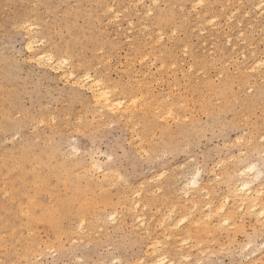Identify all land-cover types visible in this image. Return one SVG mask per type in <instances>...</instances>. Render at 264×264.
<instances>
[{
	"label": "rangeland",
	"instance_id": "obj_1",
	"mask_svg": "<svg viewBox=\"0 0 264 264\" xmlns=\"http://www.w3.org/2000/svg\"><path fill=\"white\" fill-rule=\"evenodd\" d=\"M148 1L0 0V264H152L151 238L163 264H264V215L229 198L254 165L245 179L253 212L264 208V1ZM21 22L42 39L33 52L52 49L68 64L39 65ZM70 69L102 78L113 97L137 96L133 126L72 87ZM197 173L194 209L180 189L193 194ZM75 186L80 199L88 190L86 212L66 204ZM222 203L235 210L228 224L190 223ZM42 206L67 218L28 223ZM184 209L189 221L168 240L159 222Z\"/></svg>",
	"mask_w": 264,
	"mask_h": 264
},
{
	"label": "bare ground",
	"instance_id": "obj_2",
	"mask_svg": "<svg viewBox=\"0 0 264 264\" xmlns=\"http://www.w3.org/2000/svg\"><path fill=\"white\" fill-rule=\"evenodd\" d=\"M139 0H136V3L138 2ZM142 1H145V0H142ZM151 1V3L152 4H157L159 1L158 0H150ZM150 1H148L149 3H150ZM195 2H196V4H195V2H194V4H195V6H192L193 8L194 7H196V5L198 6L199 4L201 5V4H203L204 2H202L203 0H194ZM264 1V0H263ZM140 2H141V0H140ZM139 2V3H140ZM142 3V2H141ZM192 3V2H191ZM258 3H259V1H258ZM144 4H145V2H144ZM144 4H141V5H143L144 6ZM262 4V3H261ZM146 5V4H145ZM259 5V4H258ZM264 4H262V6H263ZM152 6H154V5H152ZM253 6V5H252ZM255 7H257V6H255ZM254 7V8H255ZM257 8H259V7H257ZM260 8H261V6H260ZM151 10V9H150ZM149 10V11H150ZM206 9L204 8V11H205ZM258 10V9H257ZM262 10V9H261ZM148 11V10H147ZM148 11V13H150V12H152V11H150L149 12ZM259 12V11H258ZM264 12V11H263ZM115 14V13H114ZM118 14H119V12H118ZM118 14H117V16H118ZM116 16V15H115ZM116 16V17H117ZM114 17V16H113ZM115 17V18H116ZM115 20V19H114ZM254 20V19H253ZM228 22V21H227ZM22 23V22H21ZM160 23V22H159ZM27 24V25H26ZM30 23H27V22H25V25H26V28H27V30H26V34H27V36H25L24 35V37H27V39H26V42H25V47H26V50L28 51V52H30V54L32 55V57H33V59H35L37 62H38V64L39 65H41V64H43V63H46V64H48L50 67H52L51 68V70H60V69H62L63 68V66H65V65H67L68 64V60H67V58H64V57H60V58H56V56L54 55V53L52 52V49L51 50H42V51H39V52H33V49H34V45L37 43H39V45H40V40H42V39H38V41L36 42V40H37V38H35V36L34 35H32V32H33V30H32V25L30 24ZM131 25H133L132 23H130ZM22 25L24 26V24L22 23ZM21 26V25H20ZM19 26V27H20ZM23 26L21 27V28H23ZM32 27V28H31ZM195 27V26H194ZM24 28H25V26H24ZM25 28V29H26ZM24 29V30H25ZM34 29V28H33ZM195 29H197V28H195ZM23 30V29H22ZM160 30V29H159ZM203 31V30H202ZM201 31V32H202ZM24 32V31H23ZM239 32V31H238ZM160 36V34L157 36V38ZM226 36V35H225ZM162 37V36H161ZM156 38V37H155ZM162 39V38H161ZM218 39V38H217ZM155 40H157V39H155ZM154 40V41H155ZM230 40V39H229ZM159 41H160V39H159ZM45 42V41H44ZM154 43V42H153ZM205 43V42H204ZM36 44V45H37ZM39 45H37V46H39ZM43 44L41 43V46H42ZM153 45V44H152ZM51 46V45H50ZM49 46V47H50ZM151 46V45H150ZM156 46V45H155ZM204 46V45H203ZM161 47H162V45H161ZM50 49V48H49ZM150 51H153V50H150ZM232 52V51H231ZM160 53V52H159ZM186 54V53H185ZM235 54V53H234ZM159 55V54H158ZM160 55H161V53H160ZM144 56V55H143ZM221 56H222V54H221ZM146 57H147V55H146ZM145 57V58H146ZM148 58V57H147ZM153 58V57H152ZM155 59V57L153 58V60ZM155 61V60H154ZM152 62V61H151ZM161 62V61H160ZM254 62V61H253ZM255 62H257V61H255ZM70 64H71V62H70ZM69 64V65H70ZM227 64V63H226ZM225 64V65H226ZM263 63H259V62H257L256 63V66L257 67H259L260 65H262ZM68 65V66H69ZM160 65H162V63L160 64ZM42 66V65H41ZM176 66V65H175ZM253 66V65H252ZM70 67V66H69ZM193 67V66H192ZM256 67V68H257ZM159 68H161L162 69V67H160L159 66ZM163 68H164V66H163ZM175 69H176V67H174ZM160 70V69H159ZM257 70V69H256ZM255 70V71H256ZM69 71V70H68ZM84 73V72H83ZM234 73V72H233ZM64 74V73H63ZM236 74V73H235ZM59 75V74H58ZM81 75V74H80ZM65 76H67L66 78H69V80H70V83H71V86L72 87H74L76 90H86V91H88V93L91 95V98H92V100L94 101L93 103L95 104V103H97V104H99L100 105V108L101 109H103L105 112H106V114L107 115H114V116H118V117H120V120H122L121 119V117H125V118H127L126 120H132L133 118H134V115H135V106L138 104V103H136L135 104V101L137 102V99H136V97L135 96H131V98H130V100H128V101H126V99L125 98H120V97H118V98H116V97H113V93H112V90H110L109 89V87H108V85H105V83L103 82V79L102 78H99V77H92V75H90L87 71H86V73L85 74H83V75H81V76H77L76 74H74V72L70 69V71L67 73V75L66 74H64V77ZM62 77V76H61ZM189 77V76H188ZM64 79V78H63ZM68 81V80H67ZM70 86V85H69ZM115 90V89H114ZM114 92H116V91H114ZM143 96V95H142ZM138 98V97H137ZM129 102H130V104H129ZM135 104V105H134ZM144 104V103H143ZM145 105V104H144ZM95 106H96V104H95ZM141 106V105H140ZM139 106V107H140ZM99 108V109H100ZM100 109V110H101ZM140 109V108H139ZM141 109H142V107H141ZM170 109V108H169ZM169 109H168V111H169ZM142 111V110H141ZM167 111V110H166ZM171 111V110H170ZM167 112L166 114H168V116H169V113H171V112ZM154 112V111H153ZM173 112V111H172ZM145 113V112H144ZM165 115V113L162 115V119H163V116ZM105 116V115H104ZM172 116V115H171ZM171 116H169V117H171ZM166 117H167V115H166ZM7 118V117H6ZM117 118V117H116ZM141 118H143V117H141ZM175 118V117H174ZM118 119V118H117ZM159 119H160V117H159ZM161 119V120H162ZM9 120V119H8ZM119 120V121H120ZM128 120V121H129ZM177 120V119H176ZM106 121V120H105ZM179 121V120H178ZM130 122H132V121H129V123ZM133 122H135V118H134V121ZM127 124V123H126ZM131 124V123H130ZM134 124V123H133ZM132 125V124H131ZM133 126V125H132ZM135 126V125H134ZM133 128V127H132ZM131 128V129H132ZM20 129V128H19ZM171 137V136H170ZM39 139V138H38ZM142 140V139H141ZM42 142H44V141H42ZM78 151V150H77ZM12 161V160H11ZM24 159H23V161H21V162H17L18 164H21V166H23L24 165ZM64 165V164H63ZM248 166L247 167H244L243 169H241L240 170V175H238V176H241L242 177V179L240 180V182H238L239 183V185L238 186H236V188H234V187H231V188H233V191L231 192V194H230V196H229V198H231L232 200V202L231 203H233V205H236L237 204V208H236V210H240V209H242L243 208V210L245 209V213H248V214H253L254 215V218L255 217H258V216H263L264 215V208L261 210V211H259V212H253V208H256L255 207V202H254V200H253V197L251 196V187H250V184H251V180H249V181H251V182H249V181H247V179L249 178V176H248V178L247 179H245V177L248 175V173L250 172V173H252L253 172V170L254 169H256L255 168V166L254 165H249V164H247ZM17 166V165H16ZM246 166V165H245ZM38 167V166H37ZM40 167H47V164H40ZM92 167H95L96 169H100L99 167L100 166H98V164H96V163H93V166ZM21 169H23L24 170V168L23 167H21ZM239 170V169H238ZM94 171H95V169H94ZM80 172V171H79ZM23 173H24V171H20L19 172V174H21V175H23ZM211 173V172H210ZM76 174H78V173H76ZM39 175V173H36L35 174V176L34 177H36V176H38ZM258 175V174H257ZM256 175V176H257ZM199 177H200V173H197V174H195L192 178H191V180L189 181V183L186 185V186H188V187H186V188H190V190H191V188L192 189H196L195 190V192L193 193V194H190V193H188V192H186L185 190H183V189H180L182 192L181 193H183V195H184V197H186V202L188 201V203H190V205L194 208V209H198V206H197V202H195L194 200H192L191 199V197H193V195L194 194H199V191L198 190H201L202 192H203V190L200 188V186H199V184H200V182H199ZM258 177V176H257ZM254 178H256L255 176H254ZM255 180V179H254ZM44 183V182H43ZM187 183V182H186ZM92 184V183H91ZM94 185V184H93ZM39 186V185H38ZM235 186V185H234ZM183 188V187H182ZM261 188V187H260ZM81 190H80V188L79 187H77V186H75V189H74V191H73V194L71 195V197L69 198V200H67L66 201V204L68 205V207H71L73 204H77L78 206H77V209L78 210H80V211H83V212H86V210L90 207V205L92 204V201H90L89 199H88V196H87V191L88 190H85V192H83V196H84V198H81L80 199V194H81V192H80ZM205 191V190H204ZM207 191V190H206ZM206 191H205V193H206ZM254 191V190H253ZM260 191H262V190H260ZM179 192V191H178ZM255 192H256V190L253 192L254 194H255ZM208 195V194H207ZM195 196V195H194ZM209 196V195H208ZM154 199V198H153ZM131 202V205H133V206H135L136 205V207H138L137 205L138 204H135L134 202H132V201H130ZM137 202V201H136ZM138 202H140V201H138ZM185 202V203H186ZM226 202V201H225ZM219 203H221V202H219ZM227 203V202H226ZM207 205V204H206ZM29 206L30 207H32V208H34V209H37V208H40L41 207V204H39V202L35 199V200H31V202H29ZM182 206V205H181ZM205 206V205H204ZM257 206V205H256ZM93 207H94V205H93ZM131 207V206H130ZM174 207V206H173ZM206 207V206H205ZM259 207V206H258ZM129 208V207H128ZM127 208V209H128ZM134 208V207H133ZM185 208V207H184ZM187 208V207H186ZM27 209V208H26ZM144 209V208H143ZM174 209H176L175 207H174ZM173 209V210H174ZM191 209V208H190ZM207 209H209L208 210V213H206V214H203V215H201V214H199V216H198V218H197V216L196 217H194L193 216V220L190 222L192 225L193 224H195V226H196V228L200 231L201 229V227H200V225L198 224V223H204L203 225H205L204 226V228H203V230L204 231H209V228H208V226H209V224L207 223V222H209V220L211 219V218H213V217H215V216H219L220 218H219V220H217L218 222L217 223H219V224H221V225H226V224H228V222L229 221H231L232 219H234V211L235 210H226V208H225V204L224 203H222V204H220L219 206H212L211 204H208V208ZM182 210V209H181ZM40 211H41V213L39 214V215H35L34 214V212L33 213H30V210H28L27 211V213H26V215H28V223H32V222H35V221H47V222H49V224L50 225H53V226H55V227H58L59 225H60V222L62 221V220H64V219H66L67 217L65 216V214H59V213H57V214H55L53 211H51V210H49V209H47V208H45L44 206H42V209H40ZM169 211V210H168ZM172 211V210H171ZM23 212H24V214H25V210H23ZM31 212H32V210H31ZM136 212V211H135ZM175 212V211H174ZM189 212V211H188ZM169 214H170V211L168 212ZM116 214V213H115ZM139 214V213H138ZM172 214H174L173 212H172ZM134 215V214H133ZM167 215V214H166ZM166 215H164V217H166ZM190 215H192V212H190V213H187V211L184 209V211H183V214L181 215V217L178 219L177 218V220L176 221H174V220H169V219H166V220H164V219H162L163 218V216H162V220L160 221V219H158L159 221V223H160V225H161V227L162 228H166V234H165V230L163 231L164 233L163 234H165V236L166 237H168L167 239L168 240H172V238H174L173 236H174V229L175 228H177L179 225H182L183 223H187L188 221H189V219H190ZM90 216V215H89ZM92 216V215H91ZM135 216V215H134ZM168 216H171V215H168ZM137 217V216H136ZM92 218V217H91ZM139 218V217H138ZM145 218V217H144ZM159 218V217H158ZM169 218V217H168ZM110 219H114L112 216L110 217ZM143 219V218H142ZM261 219H263V218H261ZM259 220V219H258ZM83 221V220H82ZM165 221H170V223L168 224L167 223V225L165 224ZM201 221V222H200ZM142 223H143V221H141ZM242 222V221H241ZM259 223H260V221H259ZM81 224V223H80ZM82 224H83V222H82ZM144 224V223H143ZM142 224V225H143ZM191 224H189V229H190V227H191ZM241 224V223H240ZM74 225H76V224H74ZM84 225V224H83ZM71 226V225H70ZM80 227L82 226V225H79ZM78 226V223H77V227H79ZM146 226H147V224H146ZM194 226V227H195ZM244 226V225H243ZM263 226V225H262ZM83 227V226H82ZM81 227V228H82ZM136 227V226H135ZM74 229V228H73ZM80 229V228H79ZM78 231H80V230H78ZM146 231H147V233L148 232H150L149 231V229H148V227H147V229H146ZM70 233V232H69ZM81 233V232H80ZM12 234V233H11ZM71 234H73V232L72 233H70V235ZM75 234V233H74ZM210 234V233H209ZM164 236V235H163ZM154 237H156V236H154ZM165 237V238H166ZM177 237V236H176ZM178 237H180V236H178ZM152 240H150L151 242L149 243V246L151 245V259L152 260H150V262L152 263V264H163V262H164V260L166 259L167 260V252L165 251V252H161V254H158V252L159 251H161V250H159L158 251V247L159 246H161V243L159 242L160 241V239H155V238H151ZM3 240V239H2ZM189 240V239H188ZM176 241V240H175ZM185 242L184 241V239L183 240H181V242ZM168 242V241H167ZM179 244H180V241L178 242ZM186 243V242H185ZM185 243H184V245H185ZM196 245H198V244H196ZM200 245V244H199ZM165 246V245H164ZM166 246H168V245H166ZM147 247V246H146ZM199 248V247H198ZM246 248H247V246H246ZM255 248V247H254ZM148 249V248H147ZM178 249V248H177ZM180 249H181V247H180ZM253 249V248H252ZM158 251V252H157ZM169 251H171V248L169 249ZM173 252H174V250H172ZM257 252V251H256ZM150 253V252H149ZM145 254V253H144ZM148 254V253H147ZM153 254V255H152ZM253 254V253H252ZM254 255V254H253ZM261 256V255H260ZM179 257L181 258V259H187L188 260V258H187V256H184V255H180L179 254ZM260 258V257H259ZM165 260V261H166ZM179 260V259H178ZM196 260V259H195ZM142 261V260H141ZM165 263V262H164ZM169 263V262H168ZM167 264V263H166ZM251 264V263H250ZM255 264V263H254Z\"/></svg>",
	"mask_w": 264,
	"mask_h": 264
}]
</instances>
